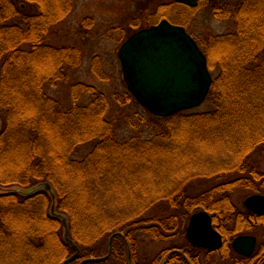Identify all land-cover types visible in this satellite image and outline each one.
<instances>
[{"label": "trees", "instance_id": "trees-1", "mask_svg": "<svg viewBox=\"0 0 264 264\" xmlns=\"http://www.w3.org/2000/svg\"><path fill=\"white\" fill-rule=\"evenodd\" d=\"M72 8L73 0H0V264H64L74 252L50 213V194L22 193L41 182L52 185L57 210L69 219L77 261L106 255L110 237L121 233L109 258L87 264H264V234L250 257L231 244L243 231L231 219L233 177L254 171L249 163L264 147V0L217 8L233 21L228 33L204 41L191 33L218 71L208 95L213 108L170 117L131 116V93L72 81L84 51L47 41ZM92 71L108 80L98 57ZM60 83L68 84L67 102L49 91ZM197 208L213 216L220 248L184 239ZM145 240L165 244L148 262Z\"/></svg>", "mask_w": 264, "mask_h": 264}, {"label": "water", "instance_id": "water-1", "mask_svg": "<svg viewBox=\"0 0 264 264\" xmlns=\"http://www.w3.org/2000/svg\"><path fill=\"white\" fill-rule=\"evenodd\" d=\"M174 1L196 7L201 0ZM118 55L129 91L155 116L169 117L199 107L210 93L213 75L205 52L184 26L168 19L133 33L123 42ZM40 190L47 191L53 199L50 213L61 220L64 240L74 251L64 264H72L80 257L81 249L70 236L67 215L57 210L56 194L52 185L41 182L22 190V193L32 194ZM246 204L250 209L260 212L264 198L254 196L247 199ZM117 235L123 236L115 233L110 237L106 255L88 257L77 264L101 262L109 258L113 240ZM186 237L194 247L209 250H215L223 243L222 235L214 228L212 218L206 210L191 215ZM255 244L256 237L251 235H240L232 242L234 250L246 256L254 252ZM126 246L129 248L127 240ZM129 262L132 263L130 249Z\"/></svg>", "mask_w": 264, "mask_h": 264}, {"label": "rangeland", "instance_id": "rangeland-1", "mask_svg": "<svg viewBox=\"0 0 264 264\" xmlns=\"http://www.w3.org/2000/svg\"><path fill=\"white\" fill-rule=\"evenodd\" d=\"M237 1L239 0L203 1L199 6L191 8L171 4L170 0H73L71 13L50 28L47 41L60 46H79L84 51L83 63L72 73L73 82L81 80L90 83L109 95L115 91L131 93L124 80L121 61L118 57L119 47L130 34L142 27L159 23L165 15L171 22L186 26L191 33L204 41L210 35H220L234 29L233 21L219 17L216 9L224 12ZM87 19H90V24L86 23ZM221 53L218 51V54ZM95 57L103 63L107 81L99 79L93 73L92 65ZM212 75L216 77L218 71H212ZM67 85L60 83L57 88L49 91L63 102H67L69 92ZM135 100L126 106L131 116H137L142 111L150 114ZM212 108L211 100L207 98L201 106L188 111H207ZM117 110L116 104L113 103L109 116L112 118ZM124 131L128 135L134 133L130 127ZM88 147V145L84 146L82 153ZM254 160L260 162V169L264 171V147L255 154ZM242 196L244 197V194ZM200 210L204 209L197 208L194 212ZM164 245L145 240L141 247L142 260L148 262ZM77 260L72 264L79 263Z\"/></svg>", "mask_w": 264, "mask_h": 264}, {"label": "flooded vegetation", "instance_id": "flooded-vegetation-1", "mask_svg": "<svg viewBox=\"0 0 264 264\" xmlns=\"http://www.w3.org/2000/svg\"><path fill=\"white\" fill-rule=\"evenodd\" d=\"M172 4V1H171ZM163 19H168L167 16L163 15ZM169 20V19H168ZM161 21V19H160ZM259 151V150H258ZM256 151L253 155V160L249 163V166H251V169L254 171L250 173H246L245 176H242L240 179L239 177H233L232 182L234 184V191L232 195V201L234 204V211L233 214H231V219H232V224L235 227H240L243 228V231L236 235L233 240L240 236V235H251L256 237V244H255V249L254 252L251 255H241L238 252H236L233 248V251L241 256V257H250L253 254H255L256 250L259 248V244L261 243L262 236L264 234V205H262L261 211H257L255 209H250L248 205L246 204L247 199L257 196L259 198H264V171L260 169V162H257L254 160L255 154L258 152ZM239 179V180H238ZM244 194V197L242 196ZM242 196V197H241ZM205 210V209H204ZM213 222L214 228L222 235L221 230L217 227V225L213 221V216L211 213L206 210ZM195 213V212H194ZM193 214V213H192ZM224 241V239H223ZM231 242V244H232ZM223 244V243H222ZM222 246V245H221ZM196 248V247H195ZM220 248V247H219ZM202 250H207L203 248H198ZM218 249V248H217ZM216 250V249H215ZM182 250H174V252H178L182 255H184V258L189 262L188 257L184 254V251L182 253L180 252ZM224 264H232L231 260H224ZM251 261H243L242 264H250ZM190 264V262H189Z\"/></svg>", "mask_w": 264, "mask_h": 264}]
</instances>
